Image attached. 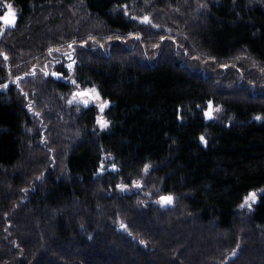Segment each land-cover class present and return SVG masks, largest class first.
Listing matches in <instances>:
<instances>
[{"label": "trees", "instance_id": "trees-1", "mask_svg": "<svg viewBox=\"0 0 264 264\" xmlns=\"http://www.w3.org/2000/svg\"><path fill=\"white\" fill-rule=\"evenodd\" d=\"M1 1L0 264H264V0Z\"/></svg>", "mask_w": 264, "mask_h": 264}, {"label": "rangeland", "instance_id": "rangeland-1", "mask_svg": "<svg viewBox=\"0 0 264 264\" xmlns=\"http://www.w3.org/2000/svg\"><path fill=\"white\" fill-rule=\"evenodd\" d=\"M6 4H10V3L9 2H3V1L0 0V17L5 16L7 14V12H8V9L4 6ZM11 6H12V9L14 10L15 16H16L15 23H14V25H15L16 22H17V19H18V13H17V9L12 4H11ZM0 28H3L2 21H0ZM65 58L67 60L66 65L68 66L69 64H71V63H69V56H66ZM2 85H5V84L4 83L3 84H0V86H2ZM4 89H5L4 87H0V90H4ZM78 89H83V88H78ZM78 89H76V90H78ZM92 89H95V93H93L94 96H95V99L92 100V99H90L87 96H82V97H79L78 96L74 102L69 103L70 100H73V96H74L75 91H76L75 90V91H72L71 93H69V96H68V99H69L68 104H76V105H80V106H89L91 104H97L98 105V110H99V113H98V124H99L100 128H105L107 126V121L105 119V110H106L107 106L109 105V102L107 100L102 99V97L100 96L98 90L95 87H90L89 88V90H92ZM83 101H88V104L86 105L85 103H83ZM101 105H106L103 108V110H101V107H100ZM99 121L106 122V126L101 127V124L99 123ZM135 186H136V183L133 184L132 186L123 187L121 190H123V191L124 190L131 191L132 188H134ZM250 193H256V200H255V202H251L250 201L249 202V205L250 206L243 207L244 209H252L253 208L254 204L257 202V199H258V195L260 193V190H252V191H250L246 195V197H248ZM245 198H244V200H243V202L241 204L244 203Z\"/></svg>", "mask_w": 264, "mask_h": 264}, {"label": "snow or ice", "instance_id": "snow-or-ice-1", "mask_svg": "<svg viewBox=\"0 0 264 264\" xmlns=\"http://www.w3.org/2000/svg\"><path fill=\"white\" fill-rule=\"evenodd\" d=\"M4 6L8 9V12H7V14L5 16L0 17V21H2V23H3V28H0V31L6 30L7 28L12 27L14 25L15 19H16L15 12L12 9L11 4H6ZM141 22L142 23H149L150 21L148 20V17H144ZM136 38L138 39L139 37H136ZM68 47L71 48L72 45H69ZM53 51H59V49H49V54H51ZM68 56H69V59H70L71 58V54L69 53ZM4 59H7V57L5 56ZM68 67H69V69H71L72 65L69 64ZM47 74L48 73H45V75H47ZM53 75H55V73H53ZM17 79H20V78H17ZM0 87L6 88L8 86L7 85H2ZM91 92L95 93V89H92ZM85 95H89V93L88 92H77V93L74 94L73 100H70L69 103L74 102L78 96H85ZM83 103H85L87 105L88 101H83ZM105 106L106 105H101L100 106L101 110H103V108ZM209 107L211 108V105ZM205 115L208 116V117H211V112L209 111V112L205 113ZM256 119H260V117H256ZM99 123L101 124V127L106 126V122H104V121H99ZM201 139H203V137ZM255 200H256V193H250L249 196L245 198L244 203L241 204L240 207L243 208V207H246V206H250L249 202L250 201L251 202H255ZM161 202L163 204H170L172 202V197H170V196L169 197H162L161 198ZM121 227H123V225Z\"/></svg>", "mask_w": 264, "mask_h": 264}, {"label": "water", "instance_id": "water-1", "mask_svg": "<svg viewBox=\"0 0 264 264\" xmlns=\"http://www.w3.org/2000/svg\"><path fill=\"white\" fill-rule=\"evenodd\" d=\"M77 92H88L89 95H85V96L89 97L90 99H94L95 98L94 94L88 88L78 89V90L75 91V93H77ZM79 97H82V96H79Z\"/></svg>", "mask_w": 264, "mask_h": 264}]
</instances>
